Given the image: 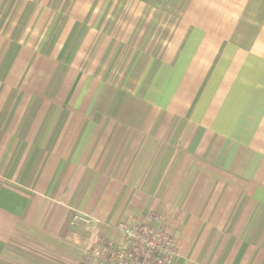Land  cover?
<instances>
[{
    "label": "crops",
    "instance_id": "1",
    "mask_svg": "<svg viewBox=\"0 0 264 264\" xmlns=\"http://www.w3.org/2000/svg\"><path fill=\"white\" fill-rule=\"evenodd\" d=\"M148 216L173 264H264V0H0V264Z\"/></svg>",
    "mask_w": 264,
    "mask_h": 264
},
{
    "label": "built area",
    "instance_id": "2",
    "mask_svg": "<svg viewBox=\"0 0 264 264\" xmlns=\"http://www.w3.org/2000/svg\"><path fill=\"white\" fill-rule=\"evenodd\" d=\"M75 220L92 224L90 217L79 213ZM118 232L119 240H102L99 264H173L177 242L159 216H148L131 227L120 226Z\"/></svg>",
    "mask_w": 264,
    "mask_h": 264
}]
</instances>
